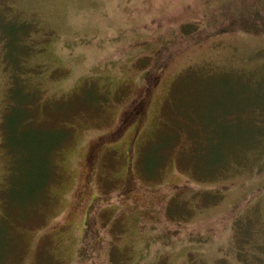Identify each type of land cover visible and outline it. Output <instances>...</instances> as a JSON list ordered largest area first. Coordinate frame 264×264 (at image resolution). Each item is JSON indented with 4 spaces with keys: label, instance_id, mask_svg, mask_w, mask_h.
<instances>
[{
    "label": "rangeland",
    "instance_id": "374dc122",
    "mask_svg": "<svg viewBox=\"0 0 264 264\" xmlns=\"http://www.w3.org/2000/svg\"><path fill=\"white\" fill-rule=\"evenodd\" d=\"M0 26V264H264V0H0ZM23 95L44 147L5 146Z\"/></svg>",
    "mask_w": 264,
    "mask_h": 264
},
{
    "label": "trees",
    "instance_id": "16d2710c",
    "mask_svg": "<svg viewBox=\"0 0 264 264\" xmlns=\"http://www.w3.org/2000/svg\"><path fill=\"white\" fill-rule=\"evenodd\" d=\"M16 26V28L10 27L8 29H4L3 26H0L3 28L2 30V38L8 39V42L11 43H17L19 40L21 41L22 37L26 36V30L23 31L24 26L19 24H13ZM32 29L31 24L28 27V30ZM6 32V33H5ZM11 54L7 52L5 61H11L12 58L10 57ZM19 90V89H18ZM27 95L21 96L19 101L15 102V105L10 107L8 111L4 115L3 123H4V143L6 144V147H44L46 145L41 144L39 141H37V144H31L30 141L27 139V134L29 128H32V123H26L25 116L27 110V103L26 100L24 101ZM16 111L19 112L16 113ZM225 117V115L222 117V119ZM13 119V121H12ZM221 119V117H220ZM26 123V124H25ZM12 142H15L17 146H13ZM31 144V146H30ZM208 148V149H207ZM212 147H206V150L208 153L212 154L211 152ZM218 155V153H217ZM214 159L213 162L208 163V167L206 170L201 169V172L203 175L205 174H213L218 173L222 169V165H224L225 162H227V167L230 166L232 163L229 164L227 156H221L218 160ZM37 171V169L35 170ZM46 171V170H45ZM205 173V174H204Z\"/></svg>",
    "mask_w": 264,
    "mask_h": 264
}]
</instances>
